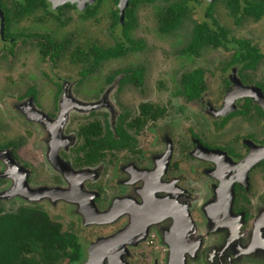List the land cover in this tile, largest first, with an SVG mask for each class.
I'll return each mask as SVG.
<instances>
[{
  "label": "flooded vegetation",
  "instance_id": "flooded-vegetation-1",
  "mask_svg": "<svg viewBox=\"0 0 264 264\" xmlns=\"http://www.w3.org/2000/svg\"><path fill=\"white\" fill-rule=\"evenodd\" d=\"M251 5L263 7L261 18L245 12ZM142 7L152 8L150 17L162 35H172L199 12L200 20L191 19L190 39L195 23L247 39L233 35L230 26L264 18V0H0V66L19 60L32 77L52 86L49 95L41 96L39 84L31 82L23 98L2 100L10 108L20 102L22 117L44 135L41 155L46 151L43 160L55 170L40 181L44 188L29 191L22 185L24 194L14 193L25 199L19 206L46 213L51 224L78 237L82 259L67 264L89 259L91 264H264V107L245 90L255 87L264 95V78L258 74L264 57L258 46L247 39L259 55L254 67L226 60L225 69L232 68L215 101L208 97L205 74L189 95L177 92L186 93L182 75L200 67L182 73L169 94L151 97L144 66L116 70L83 104L72 102L70 94L85 82H69L45 70L66 60V65L80 66L83 81L101 63L144 49L137 31ZM174 8L182 13L181 25L161 32L159 13ZM92 23H103L113 43L92 42ZM115 46L120 56L92 62L94 52ZM185 46L177 48L178 54ZM137 69L140 80L121 82ZM125 86L137 90L135 105L124 97ZM143 103L146 110L140 108ZM156 107L161 110L155 112ZM94 120L101 126L97 143L82 131ZM108 132L115 142H109ZM9 146L17 143L0 148ZM11 159V165L18 161L12 150ZM33 196L42 197L36 202L29 199ZM100 238L105 239L100 248L90 253Z\"/></svg>",
  "mask_w": 264,
  "mask_h": 264
},
{
  "label": "rangeland",
  "instance_id": "rangeland-1",
  "mask_svg": "<svg viewBox=\"0 0 264 264\" xmlns=\"http://www.w3.org/2000/svg\"><path fill=\"white\" fill-rule=\"evenodd\" d=\"M150 15H152L151 7L141 8L139 13L140 22L137 31L139 38L145 40V48L140 51L128 53L123 57L110 59L101 63V69L88 76L85 80H80L79 74L77 73L80 66L69 64L68 66L66 65V60L58 62L56 68H52L47 64L45 70L48 68L50 75H55L56 77H68L71 79L69 82H85L80 87L75 85L70 94V100L72 102L83 104L82 101L90 97L91 92L98 87L100 82H103L104 76L116 70L144 66L143 76L145 82H148V95L151 97L152 95L162 96L169 94L170 92L168 89H173L174 84H178L182 73L190 71L195 67H202L205 70V80L209 82L208 97L215 101L214 98L216 93L219 95V85L223 84L224 78L232 68L229 67L225 70L222 68L226 60L231 58L232 50H225L223 48H204L199 56H192V59L180 55L177 52V48L180 49L188 44L193 23L191 19L193 18L194 20V18H196L200 20L199 12H196V17L189 18L186 23L172 35L160 34L157 30V23L154 21L153 16L151 18ZM149 18H151V20ZM102 25L103 23L100 25L92 23L91 31L88 35L92 38V42H97L105 46L110 45L113 43V40L108 36L106 31L103 30ZM230 27L232 31H234L233 35L241 37L246 36L247 39L258 46L264 57L263 17L258 22H253L251 20L236 29L233 26ZM18 62L19 60H16L12 64L6 63L0 66V146L17 143V146H9L0 149V173L5 171L7 175L6 177L0 176L1 192L9 190L10 188L13 189L18 183V177L22 178L25 187L29 191L44 188L45 186H42L40 181L48 180L49 177L55 173L54 168L48 166L43 160L46 158V151L43 152L44 155H41L42 150L40 149L42 146L39 144L42 143L44 135H40L37 132L36 128L33 126L35 125L34 123L27 122L22 117L18 106L20 102L16 104V108H10L7 103H3L2 105V100L5 98H23L28 84L35 81L39 84L38 91L39 94L41 93V96H46L51 93L52 86H50V81L47 82L45 78L41 80L38 79L39 77H32L30 71L19 66L20 64H18ZM261 65V70L258 74L264 78V58ZM34 72L36 73V70ZM38 72L39 70L37 69V74ZM30 76L34 79L32 80ZM115 80V82H119L118 78ZM145 85H147V83ZM163 85L167 89L164 90V92ZM125 88L126 86L124 89ZM123 95L126 99L128 97L131 98L133 102L131 105L136 104L134 99L136 101L140 100L139 96L137 98L138 92L135 87L126 88ZM110 99L113 101V98ZM41 101L45 103L46 98H41ZM38 109L42 112L47 111L42 106H39ZM76 113L78 112L71 111V114ZM71 114L68 113V116ZM77 117L81 116L77 115ZM72 125L73 123L71 126ZM173 135L176 137L179 136L177 131H175ZM11 150L19 161L13 159L15 166L11 165L9 162V159H11ZM15 196L12 195L9 199H0V206L4 211H15L16 208L24 202L25 199L20 195L17 194V197ZM53 214L54 212H52V215Z\"/></svg>",
  "mask_w": 264,
  "mask_h": 264
},
{
  "label": "trees",
  "instance_id": "trees-1",
  "mask_svg": "<svg viewBox=\"0 0 264 264\" xmlns=\"http://www.w3.org/2000/svg\"><path fill=\"white\" fill-rule=\"evenodd\" d=\"M245 12L254 16L255 19H259L263 14V7L251 5L246 8ZM159 15L162 20L159 21L158 29L161 32H173L181 25L182 13H178L175 8L164 12V14L161 12ZM195 24L190 42L182 50L183 55L198 56L204 48H223L233 50L230 64L241 63L243 67L255 66L259 57L257 48L251 45L247 39L229 38L224 29H220V32L216 33L211 30L207 31L201 24ZM80 52L82 51L80 50ZM121 52L118 46L109 51L94 52L92 62L97 64L104 58L120 56ZM225 66L226 64L222 67L223 70ZM125 70L127 71V69ZM204 74L205 71L201 67L184 73L181 83L186 93L179 89L177 92L184 96L189 95L194 86H200L197 84L198 82H204ZM125 78L140 80L141 70L132 71L131 75L128 74L122 78L121 82H124ZM140 108L146 110L147 105L143 103ZM154 110L159 112L161 109L156 107ZM140 121L144 124L147 118ZM140 121L139 125L142 123ZM82 131L91 137H96L95 141L88 137L89 142L97 143L101 134V126L97 120H94L89 125L83 126ZM108 135L109 142H115L110 132ZM81 259L82 244L78 237L73 233L62 231L60 224H51L46 213L23 205L18 206L15 211H4L0 206V264H67Z\"/></svg>",
  "mask_w": 264,
  "mask_h": 264
},
{
  "label": "water",
  "instance_id": "water-1",
  "mask_svg": "<svg viewBox=\"0 0 264 264\" xmlns=\"http://www.w3.org/2000/svg\"><path fill=\"white\" fill-rule=\"evenodd\" d=\"M245 90H247V93H246L247 95L253 96L264 107V95L259 91V89L255 88V87H245ZM233 101H234V99L231 102H233ZM253 161L254 160L251 159V160H248L247 162L248 163H253ZM13 166H15V163H13ZM0 176L1 177H6L7 176L6 172L5 171L1 172ZM19 179H20V181L18 180L17 185L13 189L10 188L9 190H5V191H2V192L0 191V199H9L10 197H12V195L13 196L16 195L15 197H17V194H14L15 192L24 194L22 185L25 186V183L22 180V178H19ZM34 194L35 193H33V195ZM40 197H42V196H40ZM40 197L36 198L35 196H33V197H29V199H31L33 201H37V200L41 199ZM102 240H105V239L100 238L96 242H93L91 244V246L89 247V252L90 253H92V252L94 253L96 249H99L100 246H101ZM101 255H103L102 251H101ZM87 264H91L90 259L88 260Z\"/></svg>",
  "mask_w": 264,
  "mask_h": 264
}]
</instances>
